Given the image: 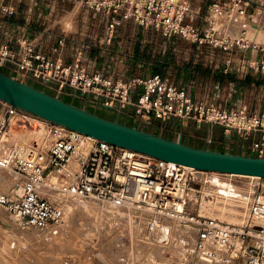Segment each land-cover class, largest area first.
<instances>
[{"label":"built area","instance_id":"obj_1","mask_svg":"<svg viewBox=\"0 0 264 264\" xmlns=\"http://www.w3.org/2000/svg\"><path fill=\"white\" fill-rule=\"evenodd\" d=\"M24 1L35 6L50 0ZM79 1L94 15L102 16L106 44L112 42L119 28L130 23L167 38L178 37L221 50L227 55L223 57V74L234 64L241 72L246 67L244 60L235 63L236 59L231 57L233 50L251 49L257 54L264 51V45L246 37L248 28L235 21L252 18L257 11L264 13V0H211L202 19L197 0ZM15 13L14 6L0 0L2 18H12ZM218 20L238 25V36H229L218 29ZM1 26H4L2 21L0 29ZM252 27L256 34V25ZM10 29L4 38L0 35V69L8 68L13 80L20 76L22 82L31 80L54 88L57 93L68 89L92 96L108 109L115 105L121 110L132 107L135 119H140L141 124H147L150 117L161 122L174 119L182 125L193 123L196 127L213 124L225 133H235L243 141L251 134H258V141L246 147L242 143L240 151L253 158H264V109L249 113L244 106L225 109L209 100L195 101L185 89L158 75L127 82L112 80L93 71L89 65H80V59L66 65L45 56L27 40H16L17 48L11 47L9 42L14 30ZM256 65L257 68L252 67L255 71L259 67L263 69L262 61ZM137 88L140 93L132 101ZM9 139L20 142L10 145L6 153L0 150V172L13 181V185L0 187V209L25 227L46 232L62 223L65 210L61 200H52L51 195L64 201H92L111 210L128 208L143 212L149 217L148 231H157L161 220H184L187 192L194 184L203 183L207 174L199 180L193 170L89 140L0 101V144ZM225 151L229 153L228 149ZM52 176L57 179L56 183L51 182ZM198 227L197 251L205 260L219 262L217 253H231L244 264H264V189L259 195L251 194L242 224L200 218Z\"/></svg>","mask_w":264,"mask_h":264},{"label":"rangeland","instance_id":"obj_2","mask_svg":"<svg viewBox=\"0 0 264 264\" xmlns=\"http://www.w3.org/2000/svg\"><path fill=\"white\" fill-rule=\"evenodd\" d=\"M5 3L14 6L16 11L12 18L0 16V21L4 24L0 29L1 36H5L8 29L13 27L14 34L9 42L11 47L17 48L16 40H27L45 56L58 59L66 65L80 59V65H89L93 71L112 80L127 82L158 75L176 87L185 89L187 95L195 101H203L201 98L206 93L210 97L216 96L222 89H232L234 92L241 91L242 88L247 90V84H239L244 82L243 77H240L244 72L251 74L252 81L249 82L257 85L264 82V51H258L256 60L263 62V69L259 67L255 72L252 67L257 68V65L250 62L253 50H233L231 57L236 59L235 63L238 62V56L244 57L246 67L241 72L234 64L229 74H223V57L227 55L221 50H212L205 44L198 46L178 37L167 38L151 29L130 23L119 28L112 42L106 44L102 16L91 13L79 0H50L39 2L35 6L24 0H5ZM206 9L205 6L202 7L200 19L205 16ZM53 49L56 50L55 53ZM0 71L11 76L6 67ZM20 79L19 76L16 81L22 82ZM23 83L101 118L126 122L129 127L167 140L177 141L181 137L183 144L190 143L192 140H187L186 136L191 133L196 137L190 144L201 149H219L215 147L214 140H208L210 138L205 135L209 134L211 138L220 140L225 134L220 127H205L197 131L190 123L183 127L184 124L174 119L161 122L150 117L147 124H141L140 119H135L132 107L121 110L115 105L113 109H108L95 102L92 96H82L68 89L57 93L54 88H47L31 80ZM134 93L132 101L140 93V88ZM101 110H106L109 115H103ZM6 175L10 182L9 175ZM0 176L3 175L0 173ZM205 177L211 175L206 174ZM220 178L221 183L232 185L235 190L251 188L252 193L259 195L264 189V179ZM5 180L3 176L1 185L6 184ZM187 193L184 220H161L157 231L152 234L148 231L147 214L140 211L138 214L116 212L117 210L87 200L64 201L59 196L51 195L50 199L61 200L64 209L66 206L67 209L62 223L53 229L54 234L50 237L47 233L37 231V228L23 226L0 209V264H162L164 261L176 264H244L242 259L231 253H217L219 262L205 260L197 251V237L200 218L240 225L247 215V207L235 203V199L220 197L214 184L208 186L198 182ZM82 211L92 219L91 222L83 220L86 225L79 217ZM71 212L77 215L70 224L67 219ZM87 225L90 227H85ZM102 225H107V229H103ZM115 233L121 235L116 236Z\"/></svg>","mask_w":264,"mask_h":264},{"label":"water","instance_id":"obj_3","mask_svg":"<svg viewBox=\"0 0 264 264\" xmlns=\"http://www.w3.org/2000/svg\"><path fill=\"white\" fill-rule=\"evenodd\" d=\"M0 101L83 136L158 160L217 172L264 179V158L198 149L110 121L13 80L0 71Z\"/></svg>","mask_w":264,"mask_h":264},{"label":"bare ground","instance_id":"obj_4","mask_svg":"<svg viewBox=\"0 0 264 264\" xmlns=\"http://www.w3.org/2000/svg\"><path fill=\"white\" fill-rule=\"evenodd\" d=\"M257 19V20H256ZM236 22H240L241 25L244 24V26H246L248 28V31L246 33V37L248 39H251V40H254V42L256 44H262L264 45V13L263 12H256V16L252 17V18H236L235 19ZM258 21V22H256ZM256 27L254 29H256L258 32L255 34L253 31V27L252 26H255ZM239 26L238 25H230L226 20H218L216 22V27L218 29H221L222 31H224L225 34L229 35V36H238V33H239ZM264 47V46H263ZM257 60V53L255 51H252L251 53V58H250V62L251 64H255L257 63L256 62ZM4 103V102H3ZM6 104V103H5ZM59 126V125H58ZM61 127V126H60ZM86 138H89V140H96L94 138H91V137H88V136H85ZM20 142L17 141V140H14V139H9L7 141H4L0 144V150L3 152V153H6L7 150L9 149L10 145L11 146H15L16 144H18ZM182 166V165H180ZM184 167L185 169H188V170H193L197 176V178H199V180H203V174H205L206 172L204 171H199V170H196V169H193L191 167H187V166H182ZM1 173V172H0ZM4 178L6 179V184L4 185H1L3 183V176H0V187H8L9 185H13V181L12 179L10 178V182L9 180H7V178L5 177V173H1ZM207 174H210L211 177H205V181H203L204 184H207L208 186L214 184L217 188H218V194L220 197H225V198H232V199H235V203L237 204H241V205H244L247 207L248 209V202H249V199L251 197V194H252V189L249 188L248 190H243L241 188H238V189H234V187L232 185H229V184H224V183H221V178L220 176H226V177H229V178H232V177H245L247 179H250V180H259L260 178L258 177H247V176H238V175H230V174H220V173H217V172H207ZM7 176V175H6ZM8 177V176H7ZM10 177V176H9ZM51 182L53 183H56L57 179L54 178L53 176L50 178ZM237 191V193H236ZM191 197H189L190 199ZM191 200V199H190ZM203 204H206V203H203ZM207 207V206H206ZM67 209V206L64 210V215H65V211ZM202 209H203V205H202ZM114 210H117L116 212H127V213H133V214H138L139 211L137 210H133V209H128V208H122V209H114ZM76 212V210H75ZM83 212V211H82ZM80 213L79 214V217L82 218V221H89L91 222L92 219H89V216H88V213L86 212H83V213ZM112 214V213H111ZM118 214V213H116ZM64 215H63V218H64ZM76 213L74 212H71V214L69 213V217L67 219V222L70 223L72 220L75 219L76 217ZM115 215V214H114ZM122 215V214H121ZM123 216V215H122ZM84 218V219H83ZM127 218V217H126ZM118 219V218H117ZM116 219V220H117ZM63 220V219H62ZM132 220V219H131ZM165 220H169V221H173L172 218H166ZM84 221L82 223H84ZM93 222V221H92ZM125 222V221H124ZM87 223V222H86ZM89 223V222H88ZM127 223L129 224V222L127 221ZM135 223V221H133V224ZM139 223V222H138ZM137 223V224H138ZM71 224V223H70ZM69 224V225H70ZM85 224V223H84ZM90 224V223H89ZM255 224H258V223H255ZM86 225V224H85ZM130 225H132L130 223ZM260 225V224H259ZM90 227V225H87L85 227ZM93 226V225H92ZM103 226V225H102ZM127 226V225H126ZM129 226V225H128ZM84 227V228H85ZM88 227V228H89ZM172 227V226H171ZM59 228V227H58ZM174 228V226H173ZM103 229H107V225L106 226H103ZM122 229V228H121ZM37 231L41 232V233H47V235L50 237L52 234H54V230L50 231V232H46L44 230H39V229H36ZM120 231V229H118ZM117 230V231H118ZM121 232V231H120ZM119 232V233H120ZM172 232V231H171ZM58 233V232H57ZM56 233V234H57ZM104 233V232H103ZM154 232H151L149 234H152ZM43 234V236H44ZM102 234V233H101ZM107 235V233H105ZM117 234V233H115ZM118 235H121V234H117L116 236ZM130 235V234H129ZM46 236V235H45ZM44 236V237H45ZM54 236V235H53ZM52 236V238H53ZM48 238V237H47ZM101 239V238H100ZM108 239V237H107ZM159 242V241H158ZM118 244H120V242H117ZM148 243V242H147ZM114 244V243H113ZM142 245V244H141ZM143 246V245H142ZM146 246V245H145ZM143 248H145L143 246ZM205 248V247H204ZM205 251V249H203ZM103 256V255H102ZM104 257V256H103ZM107 262V261H106ZM110 262V261H109ZM166 262V261H164ZM164 262H162V264H165ZM171 262V261H169ZM173 264H176L174 262H171ZM111 264V263H110Z\"/></svg>","mask_w":264,"mask_h":264},{"label":"crops","instance_id":"obj_5","mask_svg":"<svg viewBox=\"0 0 264 264\" xmlns=\"http://www.w3.org/2000/svg\"><path fill=\"white\" fill-rule=\"evenodd\" d=\"M205 1H206V3H205ZM210 1L211 0H197L196 5L198 7H200V10H202V7H204V6L206 7ZM8 31H9V29H8ZM2 38H4V37H2ZM240 59L245 60L244 57L238 56L237 60L239 61ZM255 72H253V73H255ZM240 77H243L244 82H240L239 84L240 85L247 84L246 85L247 90L246 89L244 90L242 88L241 91L234 92L232 89H228V90L222 89V91H220L216 96L210 97V95L208 93H206L203 95V97L201 99H203V101L209 100L210 102H212L214 104H219L222 107H224L225 109H227V107H228V109H230L231 106H233V107L244 106V107H246V109L249 113H258L259 111L264 109V82L259 83L260 85H257L255 82H249V81H252L250 78L251 74L248 75L247 72L240 74ZM239 79H242V78H239ZM218 100H220L221 102H218ZM228 101H229V103H228ZM101 111H102L103 115H109V112H107L106 110H101ZM120 123L127 125L126 122H120ZM190 125H192L194 127V130H197V131H199L200 129L205 128V127L212 128V129L217 128V127L219 128V126H216L213 124H211V125L210 124H203V125H201V127H196L193 125V123H190ZM186 126H188V123L183 125V127H186ZM195 127L197 129H195ZM205 136H206V138H210V139H208L210 141L214 140L213 142H215L214 143L215 147H219V149H213L212 151L226 152L225 150L228 149V152H231L233 154H241L244 156H248V154H244L240 151L241 144L243 143L244 147H246L247 145H250L251 143L259 140L258 134H251L250 136H248V139L245 141L241 140L237 135H235V133H230V134L225 133L223 135V139H220V140H218V139L216 140V139L211 138V135H209V134H207ZM195 137L196 136L191 134V133L188 136H186L187 140H190V141L192 140L190 143L194 142ZM190 143L187 142L185 144L187 146H190L193 148L201 149L199 147H195L194 145H191Z\"/></svg>","mask_w":264,"mask_h":264}]
</instances>
